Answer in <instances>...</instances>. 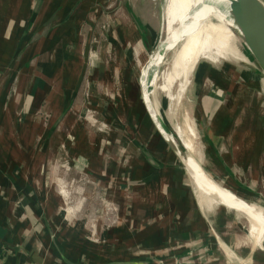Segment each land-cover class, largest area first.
I'll return each instance as SVG.
<instances>
[{"label": "rangeland", "instance_id": "obj_1", "mask_svg": "<svg viewBox=\"0 0 264 264\" xmlns=\"http://www.w3.org/2000/svg\"><path fill=\"white\" fill-rule=\"evenodd\" d=\"M33 1L37 13V0ZM89 1V10L95 15L87 19L83 36L51 45V49L64 52L59 58L61 66L72 61L74 72H79L78 89L70 92L76 94L74 103L65 107L63 116L75 114L81 135L73 136L74 127L67 133L69 138L57 137L54 146H59L58 153L48 155L49 161L61 168L62 181L54 185L62 202L58 235L63 239L64 250L59 252L64 261L66 245H72V257L82 264L126 258L168 264L175 253H180L175 264L213 263V259L205 258L208 247L218 261L264 264V242L263 247L248 242V218L220 204L207 209L183 159L189 153L211 176L214 174L207 169V131H213L215 126L228 129L229 123L205 116L206 98L217 92L224 97L221 91L228 86L226 83L245 84L253 75L259 88L237 91L243 100L235 103V117L240 125L249 111L264 112L262 67L250 61L201 57L185 77L183 72L173 71L180 44L167 52L165 59L162 55L168 51L169 42L164 40L159 46L166 37L169 0ZM141 36L149 40L148 47ZM124 40L128 41L126 46ZM138 40L143 48L136 54L133 46ZM32 42L35 44L36 39ZM236 44L246 56V50L237 41ZM119 50L125 51L124 58L115 56ZM79 54L81 60L75 57ZM151 58L154 65L149 62ZM171 75L173 79L169 80ZM255 120L260 118L255 116ZM188 126L194 128L193 138ZM82 135H89L83 138L86 142H82ZM187 140L192 141V150L185 146ZM73 141L81 145H71ZM34 142L40 146V139ZM46 175L50 176L49 171ZM223 186L264 206V186L251 191L241 186ZM148 190L153 196L147 195ZM144 203L141 212L139 206ZM121 220L124 222L120 225ZM118 226L127 231L125 240L120 239ZM141 233L143 242L139 241L141 236L136 240Z\"/></svg>", "mask_w": 264, "mask_h": 264}, {"label": "crops", "instance_id": "obj_2", "mask_svg": "<svg viewBox=\"0 0 264 264\" xmlns=\"http://www.w3.org/2000/svg\"><path fill=\"white\" fill-rule=\"evenodd\" d=\"M89 2L37 0L39 11L34 13L33 0H0V264H65L66 260L82 264L72 257V245H66L65 261L59 252L63 249V239L58 235L62 202L54 184L62 181L61 168L49 161L48 155L58 153L59 146H54L57 137L66 138L74 127L73 136L81 135L75 114L63 116L65 107L74 103L76 94L70 92L78 89L79 72H74L72 61L61 66L59 58L64 52L51 49V45L83 36L87 19L95 15L89 10ZM33 39H36L35 44ZM141 40L149 46L148 39L141 36ZM126 41L122 42L125 46ZM141 46L140 40L133 46L136 54L142 53ZM124 52L119 50L115 56L122 58ZM66 53L70 56V50ZM35 56L38 58L33 62ZM75 57L81 60L80 54ZM103 57L106 58L107 53ZM249 78L245 84L226 83L230 87H223L224 97L218 94L220 92L205 97V116L212 121L229 123L228 129L215 126L213 131H207V169L214 171L212 176L221 185L241 186L251 191L256 186H264V112L249 111L240 125L235 117V103L243 100L237 91H249L260 85L253 75ZM256 100L258 106L260 103ZM255 116L260 120H255ZM82 136V142H86L83 138L89 135ZM35 139H40V146H36ZM70 144L81 145L75 141ZM104 166L107 165L104 163ZM171 186L175 188V183ZM149 190L147 195L153 196ZM144 205H138L141 212ZM120 222L121 225L124 220ZM118 227L120 239L125 240L127 231ZM138 238L140 242L145 239L143 233L136 236L137 241ZM205 250L206 260H214L205 264H228L213 258L208 247ZM179 254L175 253L168 264H175ZM111 261L135 259L97 263Z\"/></svg>", "mask_w": 264, "mask_h": 264}, {"label": "bare ground", "instance_id": "obj_3", "mask_svg": "<svg viewBox=\"0 0 264 264\" xmlns=\"http://www.w3.org/2000/svg\"><path fill=\"white\" fill-rule=\"evenodd\" d=\"M213 18L216 19V22L212 21ZM236 22L247 27L251 26L246 18L233 10L231 0H169L165 13L166 37L159 46L164 40H167L169 44L168 51L162 56L165 59L167 52L180 44L173 60V71L179 74L183 72L185 77H188L201 57L211 60L218 56L233 61H250L260 65L263 54L253 43L235 34L233 28H237ZM236 41L246 50V56L240 52ZM251 50L252 53L250 54ZM149 62L155 64L152 58ZM149 75L151 78L153 72ZM172 79L173 76L171 75L169 80ZM153 95L152 91V97ZM153 102L155 103L154 99ZM187 131L193 138L195 135L194 128L188 126ZM168 139V141H173L169 135ZM185 143V146L192 150V141L187 140ZM176 148L178 147L176 146ZM183 159L186 169L192 177L191 180L196 186L201 203L207 209L220 204L248 218L249 239L253 245L263 247L264 206L254 202L255 200H251L245 194H240L221 185L191 154H184Z\"/></svg>", "mask_w": 264, "mask_h": 264}, {"label": "water", "instance_id": "obj_4", "mask_svg": "<svg viewBox=\"0 0 264 264\" xmlns=\"http://www.w3.org/2000/svg\"><path fill=\"white\" fill-rule=\"evenodd\" d=\"M235 12L240 13L250 23V27L236 22L240 37L253 43L263 54L260 66L264 69V0H231ZM67 264H77L66 260ZM90 264V263H85ZM97 264H146L143 261H111Z\"/></svg>", "mask_w": 264, "mask_h": 264}]
</instances>
